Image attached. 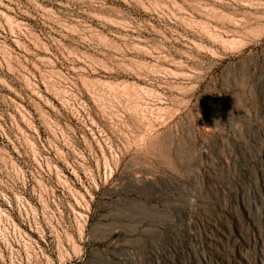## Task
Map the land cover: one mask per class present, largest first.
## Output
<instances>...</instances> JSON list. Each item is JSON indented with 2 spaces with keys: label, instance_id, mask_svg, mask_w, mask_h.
Returning <instances> with one entry per match:
<instances>
[{
  "label": "rangeland",
  "instance_id": "1",
  "mask_svg": "<svg viewBox=\"0 0 264 264\" xmlns=\"http://www.w3.org/2000/svg\"><path fill=\"white\" fill-rule=\"evenodd\" d=\"M0 264H264V0H0Z\"/></svg>",
  "mask_w": 264,
  "mask_h": 264
}]
</instances>
